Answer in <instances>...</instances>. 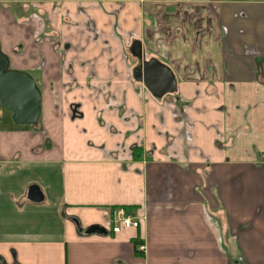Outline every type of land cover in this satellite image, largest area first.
<instances>
[{
  "label": "crops",
  "instance_id": "crops-1",
  "mask_svg": "<svg viewBox=\"0 0 264 264\" xmlns=\"http://www.w3.org/2000/svg\"><path fill=\"white\" fill-rule=\"evenodd\" d=\"M0 44L42 93L0 105V264H264V0H0Z\"/></svg>",
  "mask_w": 264,
  "mask_h": 264
},
{
  "label": "water",
  "instance_id": "water-1",
  "mask_svg": "<svg viewBox=\"0 0 264 264\" xmlns=\"http://www.w3.org/2000/svg\"><path fill=\"white\" fill-rule=\"evenodd\" d=\"M148 64L146 68L145 84L155 95H160L164 89L170 90L169 86H160V81L154 80L152 69ZM168 76V70L161 68ZM165 90V91H166ZM162 92V93H163ZM41 89L34 77L23 70L10 68V59L2 51L0 44V105L13 114V121L18 125H37L41 115ZM28 199L35 203L44 201V193L38 185H31L28 189ZM78 224V223H77ZM87 234L106 236L107 230L99 225L86 230Z\"/></svg>",
  "mask_w": 264,
  "mask_h": 264
},
{
  "label": "built area",
  "instance_id": "built-area-1",
  "mask_svg": "<svg viewBox=\"0 0 264 264\" xmlns=\"http://www.w3.org/2000/svg\"><path fill=\"white\" fill-rule=\"evenodd\" d=\"M141 225V220L133 213L129 212L125 207L113 208L108 219L104 222L102 227H104L107 232L112 234H118L124 229L129 228H139ZM139 249L144 251L146 249L145 244L140 245Z\"/></svg>",
  "mask_w": 264,
  "mask_h": 264
},
{
  "label": "trees",
  "instance_id": "trees-1",
  "mask_svg": "<svg viewBox=\"0 0 264 264\" xmlns=\"http://www.w3.org/2000/svg\"><path fill=\"white\" fill-rule=\"evenodd\" d=\"M39 124H40V119H39V121H38V124L37 125H32V126H35V127H38L39 126ZM74 219V218H73ZM75 220V219H74Z\"/></svg>",
  "mask_w": 264,
  "mask_h": 264
},
{
  "label": "rangeland",
  "instance_id": "rangeland-1",
  "mask_svg": "<svg viewBox=\"0 0 264 264\" xmlns=\"http://www.w3.org/2000/svg\"><path fill=\"white\" fill-rule=\"evenodd\" d=\"M2 110L6 111L7 109H5V108H2ZM6 112H7V111H6Z\"/></svg>",
  "mask_w": 264,
  "mask_h": 264
}]
</instances>
